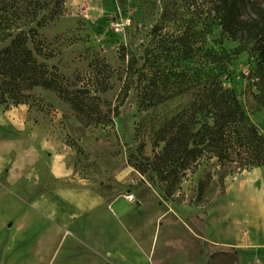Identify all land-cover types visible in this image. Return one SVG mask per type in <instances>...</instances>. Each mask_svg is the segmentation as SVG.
I'll list each match as a JSON object with an SVG mask.
<instances>
[{
    "label": "rangeland",
    "instance_id": "rangeland-1",
    "mask_svg": "<svg viewBox=\"0 0 264 264\" xmlns=\"http://www.w3.org/2000/svg\"><path fill=\"white\" fill-rule=\"evenodd\" d=\"M247 1L243 17L262 2ZM206 13L204 0H62L61 15L54 20L42 12L37 19L45 17L41 26H21L23 20L15 24L25 32L35 29V42L27 47L34 55L35 47L41 50V56L35 55L37 63L71 93L85 92L92 112L84 117L57 93L41 87L23 91L19 105L47 141L66 152L72 183L110 200L120 197L129 207L117 217L113 206L102 224L84 219L83 229L74 234L48 229L37 239L36 230L27 251L21 246L6 249L13 238L0 233V264H198L205 255V264H236L234 254L219 249L232 236L226 222L225 180L256 167L220 182L216 161L203 159L167 198L153 174H140L131 166L139 159L141 142L144 158L162 148L152 145L150 118L158 126L164 113L188 103L213 80L235 93L248 121L264 136V71L254 43L232 40L216 25L210 28ZM9 41L0 43V49ZM132 57L135 74L127 99L111 125L94 124L96 111L113 117ZM147 88L156 93L155 107H143ZM182 89L183 96L165 100ZM19 105L8 100L0 104V112ZM13 215L0 212V223Z\"/></svg>",
    "mask_w": 264,
    "mask_h": 264
},
{
    "label": "trees",
    "instance_id": "trees-1",
    "mask_svg": "<svg viewBox=\"0 0 264 264\" xmlns=\"http://www.w3.org/2000/svg\"><path fill=\"white\" fill-rule=\"evenodd\" d=\"M25 2L24 9L17 7ZM62 0H0V43L10 39L9 44L0 49V104L8 100L19 105L25 98L23 91L41 87L54 91L67 102L74 111L90 118L92 106L85 92L71 93L58 82V77L49 73L43 64L36 61L42 52L34 48L35 55L27 47L35 42V29L25 32L23 28L36 22L41 26L45 17L37 21L42 12H47L49 20L61 15ZM207 5L206 18L209 27L216 25L221 33L232 39L247 38L254 43L258 52L259 65L264 71V0L260 5L248 10L243 17L242 10L248 7L247 0H204ZM124 57V54H123ZM135 58L126 66V78L118 95V105L114 115L108 118L96 111L91 119L94 124L111 125L132 88L135 74ZM187 89V87L185 88ZM185 89L171 94L165 100L177 95L183 96ZM154 89H146L142 94L144 108L155 107ZM154 99V100H153ZM173 111H167L158 121L151 117V142L154 147L162 145L160 151L150 158L141 153L144 143L137 147L139 159L131 166L140 174L151 173L157 180L161 191L172 198L181 180L187 172L194 171L203 159H214L218 165L219 181L232 174L240 173L250 167L264 166V136L248 121L240 108L235 93L224 89L216 80L211 81L188 103L178 104ZM154 119V120H153ZM203 183L199 185V197L202 196Z\"/></svg>",
    "mask_w": 264,
    "mask_h": 264
},
{
    "label": "crops",
    "instance_id": "crops-1",
    "mask_svg": "<svg viewBox=\"0 0 264 264\" xmlns=\"http://www.w3.org/2000/svg\"><path fill=\"white\" fill-rule=\"evenodd\" d=\"M66 155L47 141L22 106L0 112V212L15 213L0 223V233L13 238L6 249L21 246L27 251L36 230L37 239L48 229L59 235L74 234L83 229L84 219L102 224L113 206L117 217L129 207L120 197L110 200L91 187L72 183L73 169ZM263 175L256 167L225 180L226 222L232 236L219 249L234 254L236 264H264ZM207 260L202 256L198 264Z\"/></svg>",
    "mask_w": 264,
    "mask_h": 264
}]
</instances>
